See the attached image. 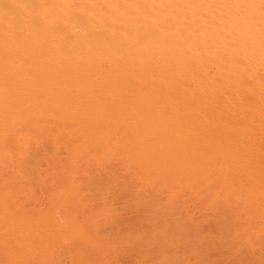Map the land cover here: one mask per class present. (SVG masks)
I'll use <instances>...</instances> for the list:
<instances>
[{"label": "bare ground", "instance_id": "obj_1", "mask_svg": "<svg viewBox=\"0 0 264 264\" xmlns=\"http://www.w3.org/2000/svg\"><path fill=\"white\" fill-rule=\"evenodd\" d=\"M0 264H264V0H0Z\"/></svg>", "mask_w": 264, "mask_h": 264}]
</instances>
